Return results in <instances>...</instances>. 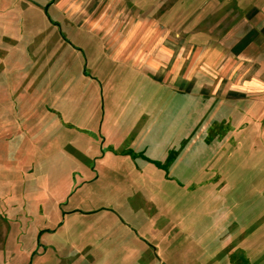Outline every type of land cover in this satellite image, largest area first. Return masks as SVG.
Instances as JSON below:
<instances>
[{"label": "rangeland", "instance_id": "rangeland-1", "mask_svg": "<svg viewBox=\"0 0 264 264\" xmlns=\"http://www.w3.org/2000/svg\"><path fill=\"white\" fill-rule=\"evenodd\" d=\"M231 2L0 0L5 264H264V75L233 62L237 41H164L188 93L120 52L134 18L201 34ZM211 47L229 61L187 79Z\"/></svg>", "mask_w": 264, "mask_h": 264}, {"label": "crops", "instance_id": "crops-1", "mask_svg": "<svg viewBox=\"0 0 264 264\" xmlns=\"http://www.w3.org/2000/svg\"><path fill=\"white\" fill-rule=\"evenodd\" d=\"M210 1V0H209ZM226 1V0H221ZM233 2V3H232ZM232 11L237 16L233 15L236 19H234L232 23L226 22V18L224 19L225 25L224 27H220L221 29H213L209 27H204V30L201 34L195 32H191L190 28H192V25H194L195 20L194 18L188 19L186 21L187 25H179L177 26L176 23L180 21L175 17V25L177 27H174V30H169L168 27H160L158 24V20L156 21H149L147 18H143L141 20L135 18L130 22L125 24V29L123 31L122 36V46L120 48V52H126V55H128V58H131V54H136V62L138 63H145L148 64L149 68L151 70H154L157 74V79H162L167 82L171 81V83L182 92H188V93H194L196 89V78L194 77L197 73L196 70H199V66L201 63L203 64V67L207 66V68L210 71L213 70V64L219 63V62H228L229 60L224 58L223 61L218 62L219 56L218 51L215 50L213 47H211L209 50L204 52V55L202 58L197 57L196 54H194L189 59V64L187 66V72L186 77L187 79L189 76H193L195 79L192 83V85H189L188 89H185V85L183 83H179V76L176 75V71L179 65V57L176 58V64L175 68L173 67V63L170 65H167V69L173 67L172 72H170L167 76H164L163 70V64L167 62L168 55L164 51V41H237L236 46L239 47L236 51L237 58L233 60V62H239L242 65L246 64L250 67L251 76L252 78L256 75L257 77H260L261 75H264V63H259V55H260V49H259V42L264 41V21L263 23H260V21H256V19L263 18L264 20V0H250L247 3H244L243 0H232ZM161 7V6H159ZM157 9V6L155 7ZM160 11V10H159ZM160 14H163L164 11H160ZM195 13V12H191ZM228 14V13H226ZM137 15V14H136ZM229 16V15H228ZM260 17V18H259ZM174 20V19H173ZM183 22V21H182ZM109 22L107 24V28L111 30V39L112 41H118V37L116 38L114 35L115 30L113 29L115 27V24L111 26ZM174 25V23L172 24ZM107 28H103V30H106ZM177 28V29H176ZM176 29V30H175ZM219 30V31H218ZM217 34H219V39L215 37ZM143 43L145 47L141 52L139 51L140 44ZM131 46V52L126 51L128 47ZM246 56L243 58L242 56ZM171 62H174L175 55L169 56ZM242 57V58H239ZM226 59V60H225ZM228 60V61H227ZM239 60V61H238ZM261 61V60H260ZM169 64V62L167 63ZM225 64V63H224ZM224 66L221 65V68H224ZM206 68V67H205ZM204 68V69H205ZM202 70L200 74H202L205 78H211L212 79V72L209 73L206 70ZM225 69V68H224ZM223 69V70H224ZM222 70V69H221ZM210 74H208V73ZM221 72V71H219ZM176 73V74H175ZM215 73V72H214ZM217 74V73H216ZM224 74V73H223ZM197 76V75H196ZM220 76V74H219ZM248 76V75H247ZM250 76V75H249ZM248 76V77H249ZM185 79V78H184ZM185 81V80H184ZM189 82V81H188ZM192 82V81H191ZM250 82L247 81L246 85L242 87L243 89H240L242 91H237L235 89H229L226 85L220 84L218 88L215 90V96L219 97V94L222 95L223 93L226 94V98L230 100H243L244 98V90L245 92L251 90L252 92L257 91L255 90L257 86V82L255 84L251 82V86H248ZM259 83V82H258ZM263 86H260L257 88L264 87V83H262ZM183 87H182V86ZM245 87H248L247 89H244ZM181 88V89H180ZM239 90V89H238ZM264 90V89H262ZM208 91L206 89L200 90V94H205ZM218 95V96H217ZM2 115V114H1ZM0 115V116H1ZM3 233L0 231V264H5L2 260V254H3ZM14 250V249H13Z\"/></svg>", "mask_w": 264, "mask_h": 264}]
</instances>
